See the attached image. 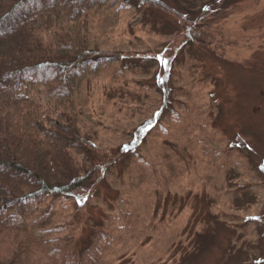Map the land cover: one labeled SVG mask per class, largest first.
Returning <instances> with one entry per match:
<instances>
[{
    "label": "rangeland",
    "instance_id": "374dc122",
    "mask_svg": "<svg viewBox=\"0 0 264 264\" xmlns=\"http://www.w3.org/2000/svg\"><path fill=\"white\" fill-rule=\"evenodd\" d=\"M156 1L185 16L213 11L202 21L210 36L198 38L209 51L188 44L183 28H164L176 19L157 6L89 10V47L118 61L85 74L75 112L95 147L123 154L95 190L63 201L51 223L65 229L47 238L71 236L79 253L117 209L136 224L106 264H264V0ZM69 208L78 216L72 227ZM38 216L0 241L2 264H15L17 247L26 252L21 264H60L32 243ZM206 227L209 236L191 247Z\"/></svg>",
    "mask_w": 264,
    "mask_h": 264
},
{
    "label": "trees",
    "instance_id": "16d2710c",
    "mask_svg": "<svg viewBox=\"0 0 264 264\" xmlns=\"http://www.w3.org/2000/svg\"><path fill=\"white\" fill-rule=\"evenodd\" d=\"M157 2L0 0V241L6 240L13 228L25 230L27 217L40 213L30 222L34 230L29 231V236L32 243L37 242L34 246L60 264H106L113 245L130 235L136 219L115 209L114 219L99 227L96 236L88 244L84 242L85 247L79 253L71 236L47 238L65 229L51 223L53 216L67 209L63 201L74 199L82 190L90 193L95 190L104 174L116 169L123 154L121 149L107 152L95 147L87 134L81 132L75 112L77 88L85 74L118 61L117 57L102 55L89 47L84 22L89 10L97 4H119L129 9L157 6L163 10L160 12L176 19L174 25L164 22V28L170 33L183 28L188 44L196 42L209 51L208 44L199 39L201 35L210 36V26L202 21L213 11L201 9V16L191 17L170 3ZM182 20L201 24L203 30L200 33L195 27L190 29L179 22ZM180 62L183 64L184 60ZM154 64L158 65L159 61L155 60L152 67ZM171 66L169 61L163 66L165 88L161 93L164 92V98L169 94L167 72ZM71 151L75 152V157ZM80 156L82 159L78 161ZM47 199H51V203L45 209ZM69 216L68 225L75 226L78 216L70 208ZM208 231L206 227L203 235H193L191 247L199 248L198 239L205 241ZM14 250L15 264H21L26 252L19 247Z\"/></svg>",
    "mask_w": 264,
    "mask_h": 264
}]
</instances>
